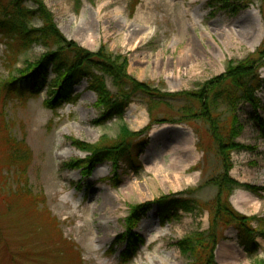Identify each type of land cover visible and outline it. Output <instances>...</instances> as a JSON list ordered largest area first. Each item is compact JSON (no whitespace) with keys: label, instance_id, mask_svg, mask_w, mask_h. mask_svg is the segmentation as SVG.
<instances>
[{"label":"rangeland","instance_id":"rangeland-1","mask_svg":"<svg viewBox=\"0 0 264 264\" xmlns=\"http://www.w3.org/2000/svg\"><path fill=\"white\" fill-rule=\"evenodd\" d=\"M41 1L68 42L91 53L104 47L125 59L127 75L157 90L160 99L138 94L121 120L99 125L101 112L86 81L74 89L76 103L55 111L44 105L45 87L28 98L0 87V264H187L177 244L208 230V204L216 194L209 179L222 168L206 125L184 121V109L192 102L174 98L197 93L223 75L228 62H241L256 51L264 38V5L261 0H229L234 7L242 6L235 13L220 0ZM9 2L0 0V5ZM39 26L36 20L30 23ZM180 51L187 56L178 63ZM44 53L33 45L11 54L0 37V86L9 76L19 79L18 70ZM256 76L260 88L254 95L262 110L254 112L235 100V109L221 104L216 116L225 133L236 116L242 130L234 140L246 148L230 151L227 176L257 188V194L236 189L229 202L237 213L258 218L253 227L264 232V140L254 121L264 120V69L256 70ZM106 86L114 93L110 79ZM122 126L131 134L125 141L132 154L136 143L144 146L135 166L119 163L115 169L105 162L83 176L89 154L74 143L115 144ZM52 178L60 184L56 191L49 184ZM106 194L114 198L110 205L104 204ZM179 195L195 202L194 212L179 213L177 220L160 225L154 207L147 222L142 223L150 211L128 226L131 208ZM64 200L70 202L71 217L60 211ZM83 220L86 227L80 235ZM128 228L141 240L135 246L122 241ZM96 236L103 240L94 244ZM216 241L214 264H264L261 236L251 258L239 247L233 228L222 230ZM220 246L224 253L217 257Z\"/></svg>","mask_w":264,"mask_h":264},{"label":"trees","instance_id":"trees-1","mask_svg":"<svg viewBox=\"0 0 264 264\" xmlns=\"http://www.w3.org/2000/svg\"><path fill=\"white\" fill-rule=\"evenodd\" d=\"M228 1L220 0L224 2L225 7H232L231 12L237 13L241 9L242 6L234 7L228 4ZM261 3L264 5V0H261ZM25 4L31 7H25ZM0 12H2L0 37L6 40L11 54L25 52L33 45H39L45 51L35 63H27L18 70L19 79L9 76L5 82H2L1 90L21 98H28L37 95L41 88L45 87L47 98L44 105L55 111L63 105L76 103L78 97L74 94V89L82 81H86L87 89L96 96V106L101 112L97 121L99 125L112 119L121 120L132 98L138 94L153 101L160 99L156 96L159 93L157 90L127 75L125 59L114 57L104 47H101L97 53H91L68 42L56 29L52 15L41 0H10L5 6L0 5ZM262 14L264 20V13ZM35 20L40 26L30 27V23ZM259 68L264 69V38L254 53L241 62H228L224 74L211 80L197 93H185L174 98L192 102L184 109L188 112L186 115L188 119L184 121L198 120L206 125L205 129L210 136L214 155L222 168L220 173H215L209 179V185L216 189V194L208 204V230L193 233L177 244L181 255L187 258V264H214L216 239L224 229L235 230L239 247L250 258L259 250V245L255 242L257 236L264 239L262 229L256 231L253 227V223H258L259 219L237 213L229 202V197L236 189L257 194V188L241 185L227 176L230 151L246 149L236 144L234 140L242 128L233 115L229 129L225 133L219 128L216 116L221 104H227L230 109H235V106L233 107L235 100L248 104L254 112L261 109L254 95L260 88V80L258 81L256 76V70ZM106 79H110L114 93L107 88ZM160 96L166 97V94ZM194 105H197V108ZM254 121L259 127L261 139L264 140V120L256 117ZM128 135L131 136L127 128L122 126L115 144L106 145L102 141L96 145L74 143L78 150L89 154L86 157V164L83 162L86 169L82 171V175L89 176L91 172L89 170L105 162L110 163L115 169H118L119 163H124L130 168L134 167L137 156L143 152L144 146L142 143H136V152L132 154L125 141ZM206 150L209 151V148ZM76 166V163L70 165L73 168ZM182 195L162 197L152 203L131 208L128 226L137 225L154 207L160 225L177 220L179 213L194 212L195 202ZM128 229L129 232L122 241L127 242L129 247L135 246L141 240L130 233L132 228Z\"/></svg>","mask_w":264,"mask_h":264},{"label":"bare ground","instance_id":"bare-ground-1","mask_svg":"<svg viewBox=\"0 0 264 264\" xmlns=\"http://www.w3.org/2000/svg\"><path fill=\"white\" fill-rule=\"evenodd\" d=\"M144 27V26H143ZM144 28H147L146 26L144 27ZM228 45L229 46H231V40H229L228 41ZM187 56V53H183L182 51H180V53H179V57H178V59H177V62L178 63H181L183 60H185V57ZM162 128H165V126H163ZM50 186L52 187V189L54 190V191H56L59 187H60V184L57 182V181H55L53 178H52V180H50ZM129 190H130V188H129ZM104 204H107V205H110V204H112L113 203V201H114V198H112V196L111 195H109V194H106V195H104ZM69 204H70V202L69 201H67V200H64L63 202H61V204H60V211L61 212H63L64 214H66V215H68V217H71V216H73L74 214L72 213V212H70V211H68L69 210V208H70V206H69ZM74 208H77V206L76 205H74ZM153 216V212L152 211H150V213L148 214V219H144L143 221H142V223H145V222H147L148 220H149V218H151ZM82 217H83V215H82ZM84 222H83V224L78 228V233L80 234V235H83V229H84V227H86V221L85 220H83ZM88 234V235H87ZM85 236H89L90 235V233H86V234H84ZM103 240V237H99V236H96L93 240H92V243H94L95 244V242L96 241H98V242H101ZM224 247L223 246H220L219 248H218V250H217V254H216V256L218 257V256H221L223 253H224ZM238 257V256H237ZM236 257V259L238 260V261H240L241 260V258H237ZM98 264H103L102 262H99Z\"/></svg>","mask_w":264,"mask_h":264}]
</instances>
